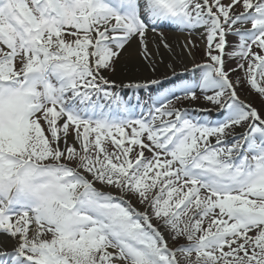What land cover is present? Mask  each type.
<instances>
[{"label":"snow or ice","instance_id":"snow-or-ice-1","mask_svg":"<svg viewBox=\"0 0 264 264\" xmlns=\"http://www.w3.org/2000/svg\"><path fill=\"white\" fill-rule=\"evenodd\" d=\"M0 264H264V0H0Z\"/></svg>","mask_w":264,"mask_h":264},{"label":"bare ground","instance_id":"bare-ground-1","mask_svg":"<svg viewBox=\"0 0 264 264\" xmlns=\"http://www.w3.org/2000/svg\"><path fill=\"white\" fill-rule=\"evenodd\" d=\"M169 37H170L169 41L171 43H175V45L178 44V43H183L185 38H186L185 35H177V34H171ZM135 48H136V44L134 43L133 44V50ZM177 51H179V50H177ZM186 62L189 64V67H190L191 66V61L189 60V61H186ZM179 69H181V68H179ZM119 71H120V73L117 76H120L119 78L120 79H124L125 82H128V78H131V76L139 77L140 74H142V75L144 74L141 61H139L138 59H135V58L129 59L128 57H126L125 60L122 62ZM134 72L137 73V74H134ZM125 73L126 74H132V75H130L127 78ZM120 74L125 75V77L122 76V77H124V78H122ZM117 80H119V79H117Z\"/></svg>","mask_w":264,"mask_h":264},{"label":"rangeland","instance_id":"rangeland-1","mask_svg":"<svg viewBox=\"0 0 264 264\" xmlns=\"http://www.w3.org/2000/svg\"><path fill=\"white\" fill-rule=\"evenodd\" d=\"M166 37H169V36H167L168 34H164ZM170 38V37H169ZM168 38V39H169ZM192 38V37H191ZM195 42L198 44V45H200V47L198 48V49H196L195 50V57H196V62H200L202 59H203V51H202V49H203V46H202V43H201V41L200 40H198V39H195ZM173 45H175V43H172ZM177 50H179V48L177 49ZM234 66V65H233ZM180 68V67H179ZM179 68H177V72L178 73H180V72H182V68L181 69H179ZM119 73H120V71H119ZM126 74V73H125ZM134 74H137V73H135L134 72ZM119 75V74H118ZM121 75V77L122 76H124L125 77V75H122V74H120ZM130 75H132V74H126V76H127V78L130 76ZM140 75H142V74H140ZM162 78H164L165 76L163 75V74H159ZM120 76H117V78L116 79H119L120 80V78H119ZM124 77H122V78H124ZM133 76H131V78H132ZM160 77V78H161ZM167 77H169V78H173L172 76H171V73L169 72L168 74H167ZM133 78H135V76L133 77ZM161 78V79H162ZM127 83V82H126ZM125 91H127V90H125V89H123V91L122 92H125ZM242 91H243V93H242ZM245 91V92H244ZM240 95H241V99H245V100H247V101H250V102H252L254 105H259V103H260V100H259V98H257V97H255L254 95H250V93H249V91L247 90V89H241L240 90ZM198 104L199 103H197V104H195V105H193V107L194 106H198ZM184 106H188V104H187V102H184Z\"/></svg>","mask_w":264,"mask_h":264}]
</instances>
